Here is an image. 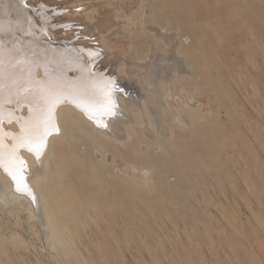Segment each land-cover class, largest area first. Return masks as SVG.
I'll return each mask as SVG.
<instances>
[{"label":"rangeland","instance_id":"rangeland-1","mask_svg":"<svg viewBox=\"0 0 264 264\" xmlns=\"http://www.w3.org/2000/svg\"><path fill=\"white\" fill-rule=\"evenodd\" d=\"M117 1L84 2L96 3L94 8L98 13L108 9L112 19L119 22L122 19L115 18L119 12ZM108 2H114L113 6ZM145 2L149 21L165 23L180 37L189 33L191 38L190 45L181 46L192 66L193 76L186 80L191 84L182 81L176 86L179 92L176 87L173 89L169 119L180 107L176 100L182 102L183 88L194 86L196 101L200 98L198 102L213 94L214 102L208 95L202 106L209 109L205 118L201 119L202 110L198 109L192 114L196 116L190 118V128L176 129V146L168 147L167 154L155 156L153 148L148 151L143 163L152 168V183L143 187L144 190L127 182L125 185L108 174V169L93 158L96 154L91 145L82 148L81 154L74 147L73 151L89 165L68 185L69 191L75 193L73 183L79 178V204H72V220L67 223L71 250H67L66 257L65 250L51 248L36 234L40 224L32 229L25 214L0 213V233L9 238L18 233L16 238L27 242L26 246L17 243L14 249L5 236L16 264H264V0ZM77 7L72 8L79 13L90 10L85 5ZM68 8L63 9L68 11ZM77 22H69L78 34L74 39L85 37L106 52L96 36L80 33L86 25ZM120 27L123 31V24ZM132 40L136 47L131 49L128 43L126 49L135 54L136 62L147 60L146 53L141 52L148 46L153 45L154 50L157 46L141 35ZM159 49L158 45L155 51ZM104 55H100L99 61ZM118 147L126 153L129 143ZM158 170L165 175H160ZM106 175H109L107 180ZM100 187L102 191H98ZM156 193L160 196L157 199Z\"/></svg>","mask_w":264,"mask_h":264},{"label":"bare ground","instance_id":"bare-ground-1","mask_svg":"<svg viewBox=\"0 0 264 264\" xmlns=\"http://www.w3.org/2000/svg\"><path fill=\"white\" fill-rule=\"evenodd\" d=\"M84 1L28 0L26 3L32 8L28 9L18 5L17 0H0V19L6 23L10 22L12 25V32L0 37L4 40L6 64L11 58L10 51L18 52L19 55L16 59L27 58L28 61L33 62L30 65H24L25 78H28L27 70L30 68L34 79L40 82L39 86H44L53 79V69H55L56 74H62L66 81L84 89L85 99L83 102L91 106L90 110L95 116L94 119L90 118L83 108L77 107L76 104L69 101L59 104L55 110V125L59 131L52 130V134L47 137L40 158L37 159L36 154L28 148L15 147L22 135V125L27 130L39 119L41 104L39 96L35 93V88L32 94L20 93L17 95L15 88L6 86L3 93L0 94V115L3 118V122L0 124V152L3 153L4 158V166L0 167V213L13 214L15 212L20 216L21 213L25 214L26 221L28 220L27 224L32 229L37 228V224H40L41 229L37 228L36 234L45 239L51 248L65 250L66 257L67 250H71L72 245L68 236L67 223L68 220H72L70 218V215L73 214L72 204H79V178L76 177L77 180L73 183L75 193L69 191L68 185L73 182L75 176L84 171L86 165H89H85L82 156L79 155L83 152L82 148L91 145L93 148L91 150L96 154L94 155L96 157L93 158L106 167L108 174L118 179L117 181L120 180L124 184L127 182L138 189H143L148 183H152L150 176L152 168L143 163V159L149 155L148 151L153 148L155 156L167 154L168 147L176 146V129L185 131L190 128L192 124L190 118L192 116L194 118L195 114H192L198 109L202 110L201 119H204L209 109L202 106L205 100L208 101L206 99L208 95L210 100L213 97V94L211 96L208 94L206 97H202L203 101L198 102L200 98L197 97L196 101L194 93L197 89H193L194 86L183 88L182 94L179 93L182 102L179 100V103L176 100L180 107L177 106L176 112L169 119L173 107V89L180 82L193 76L192 66L186 61V56L181 51L183 44L190 45L189 43H191L189 42L191 39L188 36L189 33H187V37H182L183 35L180 37V34L176 33L169 25L160 24L155 20L149 21L150 13L148 14L145 7L146 0H118L120 13L117 12L115 18L122 19V22H115L119 19L114 21L108 9L101 11L99 7L101 12L98 13V9L94 8L96 3ZM154 1L152 0V3ZM108 3L112 5L114 2ZM84 5L90 10L83 13L74 10L77 6L80 9ZM97 6L99 5L97 4ZM67 7H69L68 11L63 9ZM139 12L141 14L136 18L135 15ZM85 18L88 20L86 21ZM75 20L76 24L79 20L82 22H80L81 24L86 25L85 30L80 33H83L84 36H96L99 44L104 45L106 52L102 48L103 52H101L94 42L89 43L85 37L82 40H79V37L74 39L78 34L75 33L74 27L69 22ZM120 23L123 24V31L120 29L122 25ZM181 25L183 28V24ZM177 30L179 31V29ZM136 35L150 38L152 43L157 44V48L159 45L163 52L160 49L161 52L155 51L156 47L155 50L152 49L153 45L148 46L145 51L141 52L146 53L144 55L147 60L143 63L136 62L135 54L133 55L131 51L136 47L132 40ZM48 36L58 42L53 45ZM254 38L256 37L254 36ZM45 39L47 40L45 41ZM199 39L201 40L200 37ZM128 43L131 48L129 51L126 49ZM194 48L196 51V47ZM102 53L103 55L108 53L110 56L106 58L104 55L105 58L99 61ZM141 57L143 56L141 55ZM114 63L117 64L114 65ZM46 70L47 75L45 74ZM5 83L7 85L8 81ZM116 84L119 87H124L125 93L117 91ZM197 86L199 87V85ZM212 101L214 102V100ZM215 104L214 107H217V102ZM108 106L111 107V115L104 111ZM108 117L110 118L108 119ZM97 120L100 121L99 124ZM201 127L204 128L202 125ZM180 141H182L181 138ZM125 143H129V149L123 153L118 146ZM74 147L78 149L77 153L80 151L79 154L73 151ZM85 158L88 160L87 156ZM20 161L23 163L21 164ZM24 169H27L28 173H24ZM9 172L17 177L23 176L21 190H17V182L13 180ZM161 174L163 173L160 171ZM107 176L109 175H106V180ZM97 177L99 178L98 175ZM113 177L110 178L113 179ZM99 183L101 184L100 180ZM100 184L98 185L100 186ZM24 185H27V188ZM28 189L31 190V194ZM100 189L97 188L98 191H102ZM148 189L150 190V188ZM84 191L87 190L84 189ZM94 191L97 194V191ZM117 194L119 195V193ZM155 197L157 199L160 196L159 194L157 196L156 193ZM87 225L89 224L87 223ZM17 234L14 233L11 238L5 235L12 242L11 245L14 249L17 243L25 244L24 240L16 238ZM5 236L0 233V264H16L15 255H12L8 250L10 241ZM57 263L60 264V262Z\"/></svg>","mask_w":264,"mask_h":264},{"label":"snow or ice","instance_id":"snow-or-ice-1","mask_svg":"<svg viewBox=\"0 0 264 264\" xmlns=\"http://www.w3.org/2000/svg\"><path fill=\"white\" fill-rule=\"evenodd\" d=\"M17 3L18 5L27 6L26 0H17ZM11 32V23H6L4 20L0 19V37H3L5 34H10ZM9 55L11 58L6 64L4 40L0 38V94L3 93L6 86L15 88L17 95L20 93L32 94L35 88V93L39 96L41 104L38 121L27 130H25L22 125V135L19 138L18 145L15 147L28 148L30 151H33L37 159H39L46 145L47 137L52 134V130L59 131L55 125V110L59 104L69 101L76 104L77 107L83 108L90 115V118L94 119L95 116L90 110L91 106L83 102L85 99V92L82 87L66 81L62 74H56L55 69H53V79L46 85L39 86L40 82L34 79L30 68L27 70L28 78H25L26 69L24 65H30L33 62L28 61L27 58L16 59L19 53L14 50L10 51ZM45 74H48L47 70ZM5 81H8L7 85ZM104 111L108 115L112 114L110 106L106 107ZM2 122L3 118L2 115H0V124H2ZM97 123L99 124L100 121L97 120ZM104 126L106 127V125ZM20 163L22 164L23 161H20ZM3 166V153L0 152V167ZM9 174L12 175L13 180L17 182V190H21V184L24 179L23 176L17 177L11 172H9ZM24 187L27 188V185H24ZM28 191L31 194V190L28 189Z\"/></svg>","mask_w":264,"mask_h":264},{"label":"water","instance_id":"water-1","mask_svg":"<svg viewBox=\"0 0 264 264\" xmlns=\"http://www.w3.org/2000/svg\"><path fill=\"white\" fill-rule=\"evenodd\" d=\"M27 2H28V0H26ZM26 8H28V9H32L31 7H30V5H28L27 4V6H26ZM48 38L52 41V43H53V45L54 44H56L58 41L57 40H52L49 36H48ZM47 39H45V41H46ZM107 72V71H106ZM116 87H115V89L117 90V91H120V92H123V93H125V89H124V91H121L120 90V88H119V85H115ZM111 117V116H110ZM110 117H108V119L110 118ZM24 173H28V170L27 169H24Z\"/></svg>","mask_w":264,"mask_h":264}]
</instances>
